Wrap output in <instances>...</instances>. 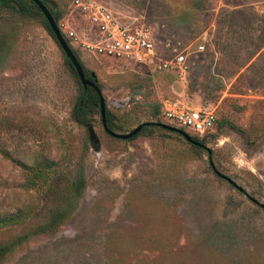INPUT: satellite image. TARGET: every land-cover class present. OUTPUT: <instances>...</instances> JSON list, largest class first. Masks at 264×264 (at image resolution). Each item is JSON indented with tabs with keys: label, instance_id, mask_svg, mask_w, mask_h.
I'll use <instances>...</instances> for the list:
<instances>
[{
	"label": "rangeland",
	"instance_id": "rangeland-1",
	"mask_svg": "<svg viewBox=\"0 0 264 264\" xmlns=\"http://www.w3.org/2000/svg\"><path fill=\"white\" fill-rule=\"evenodd\" d=\"M95 1L143 25L159 56L175 49L186 57L184 71L159 69L72 43L107 109L137 121L170 100L214 110L205 145L235 185L214 173L205 150L173 132L148 128L120 139L95 114L91 138L90 126L71 118L81 84L46 28L36 20L4 27L8 13L0 10V212L35 206L25 224L0 230V243L35 227L85 178L58 230L29 236L0 264H264V0ZM46 2L98 42L71 0ZM37 158L58 170L47 185L26 187L27 170L14 160Z\"/></svg>",
	"mask_w": 264,
	"mask_h": 264
},
{
	"label": "trees",
	"instance_id": "trees-1",
	"mask_svg": "<svg viewBox=\"0 0 264 264\" xmlns=\"http://www.w3.org/2000/svg\"><path fill=\"white\" fill-rule=\"evenodd\" d=\"M49 9L56 25L58 26V22L61 18V11L55 6H50L46 0H41ZM0 10H5L8 13L7 21L4 25V27L7 26V28H13L16 25H19L18 23L20 21L27 22L36 20L40 22L47 30L49 35L53 38L55 43L58 45L54 34L52 30L49 27V24L47 22V19L45 18L44 14L42 13L41 9L32 1V0H0ZM64 36V34L62 33ZM65 37V36H64ZM67 43L72 48L71 44L69 43V40H67ZM59 47V45H58ZM60 48V47H59ZM73 49V48H72ZM61 50V49H60ZM76 57L78 58L79 62L81 63L82 67L84 68L85 75L87 76V70L83 66L79 56L77 55L76 51L73 49ZM63 53V52H62ZM64 56V54H63ZM66 63L68 64L71 72L76 76L78 79L75 70L72 68L71 63L69 59H67L64 56ZM89 77V76H87ZM92 79L91 77H89ZM98 87L101 89L100 85L97 82ZM82 87V85H81ZM104 97V96H103ZM105 99V98H104ZM95 114H98L101 120V114H100V107H99V97L93 87L87 86L86 88L82 87L81 93L77 96L72 109H71V118L73 121H75L80 126H91ZM150 116L152 119L150 120H144V121H137V117H119L117 118L109 109L106 107L105 112V123L106 126L114 131V132H122L124 131L125 127L127 125H138L140 123H145L144 126L141 128V130L132 136L131 138L127 140H132L136 138L138 135L143 134L146 129L148 128H155L162 131L167 132H173L175 134L179 133L163 128L158 125L159 122L164 123L161 120V112H160V105L159 104H152L151 105V111ZM149 122V123H148ZM228 122V121H225ZM168 124V123H166ZM170 125V124H168ZM134 126V127H135ZM179 128V127H178ZM180 129L185 130L187 133L191 135V137L200 143L205 144V137L209 135L203 134L198 135L193 133L192 131H188L185 128L181 127ZM128 131V130H127ZM130 131V130H129ZM239 132L243 133L241 129H238ZM207 138V137H206ZM188 142V141H187ZM191 146L198 150H205L204 148L200 147L199 145H195L193 143L188 142ZM206 151V150H205ZM207 152V151H206ZM4 154H6L3 151ZM208 154V153H207ZM211 154H208L209 160L211 159ZM16 163L22 165L27 170V181H26V187H36L38 185H47L50 178L57 172L58 164L56 162H53L52 160L48 158H37L36 162L31 165H26L25 163L14 160ZM211 166V165H210ZM212 170L214 171L213 167L211 166ZM215 168V166H214ZM216 169V168H215ZM215 173V171H214ZM216 174V173H215ZM85 186V178L82 174H79L68 187H66L64 194L62 195L63 202L54 203L47 211L46 215L44 216V219L39 222L35 227L32 229H29L27 232H24L10 240H7L5 242L0 243V261L10 252L14 250V248L24 242L29 236L35 235V234H41V233H53L58 230L60 225L72 214L75 206L76 201L78 198L82 195V191ZM35 211V206L30 205V203H27L25 206L17 208L14 212H0V230L16 227L23 225L27 222V220L33 215Z\"/></svg>",
	"mask_w": 264,
	"mask_h": 264
},
{
	"label": "built area",
	"instance_id": "built-area-1",
	"mask_svg": "<svg viewBox=\"0 0 264 264\" xmlns=\"http://www.w3.org/2000/svg\"><path fill=\"white\" fill-rule=\"evenodd\" d=\"M71 12L80 13L83 20L89 24V32L99 33V40L92 43L80 37L75 27L63 18L58 22V29L70 44L76 43L87 51L113 58L151 64L159 69L184 71L186 68V57L182 52L174 49L168 58L159 56L152 37L143 25H133L118 18L106 6L95 0H71ZM202 47L198 45L197 48ZM161 116L198 135L211 132L216 119L214 110L187 108L174 100L163 102Z\"/></svg>",
	"mask_w": 264,
	"mask_h": 264
},
{
	"label": "water",
	"instance_id": "water-1",
	"mask_svg": "<svg viewBox=\"0 0 264 264\" xmlns=\"http://www.w3.org/2000/svg\"><path fill=\"white\" fill-rule=\"evenodd\" d=\"M32 1L41 9L42 13L44 14L45 18L47 19L49 27L52 30L54 37H55L61 51L63 52L64 56L67 59H69L71 66L75 70L76 75L78 77V80H79L80 84L82 85V87L86 88L87 86H90V87H93L95 89V91L99 97V107H100L102 126H103V129L106 131V133H108L112 137H116V138H120V139H129L132 136H134L135 134H137L141 130V128L144 126V124H147V122L140 123V124L136 125L135 127H133L130 131L125 132V133L114 132L106 126V123H105L106 104H105V99H104L103 94H102V90L97 85L96 74L93 71L90 73L92 79H90L89 77H87L85 75L84 68L82 67L81 63L79 62L78 58L76 57L73 49L70 47V45L67 43L65 37L62 35L60 30L58 29V26L56 25V23H55L52 15H51L49 9L47 8V6L41 0H32ZM158 125L163 127V128H166V129H169V130H172V131L179 133L186 141L193 143L195 145H199L200 147L204 148L208 154H210L211 150L205 144L200 143L199 141L193 139L191 137V135L189 133H187L185 130L180 129L178 127H174L172 125H168L166 123H162V122H159ZM89 129H90V136H91V138H93L94 132L92 131L91 126L89 127ZM210 165L213 167V169L217 175H219L223 178H226L227 180L230 181V183L235 185V183L232 180H230L226 175L221 174L218 170H216L214 168V164H213L211 159H210ZM239 189H241V188H239ZM259 205L264 208V203H259Z\"/></svg>",
	"mask_w": 264,
	"mask_h": 264
},
{
	"label": "flooded vegetation",
	"instance_id": "flooded-vegetation-1",
	"mask_svg": "<svg viewBox=\"0 0 264 264\" xmlns=\"http://www.w3.org/2000/svg\"><path fill=\"white\" fill-rule=\"evenodd\" d=\"M91 73V72H90ZM90 73H87V76L91 77Z\"/></svg>",
	"mask_w": 264,
	"mask_h": 264
}]
</instances>
